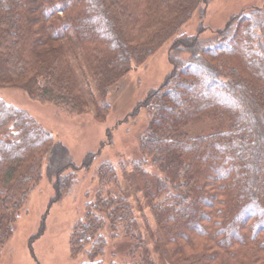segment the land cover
<instances>
[{"label": "trees", "instance_id": "obj_1", "mask_svg": "<svg viewBox=\"0 0 264 264\" xmlns=\"http://www.w3.org/2000/svg\"><path fill=\"white\" fill-rule=\"evenodd\" d=\"M208 2L0 0V87L77 114L86 100L64 38L76 45L102 94L169 41L171 69L138 104L146 127L133 162L143 173L151 166L153 190L144 195L161 243L173 264H264V10L233 15L210 37L200 35L202 28L181 32ZM203 118L212 131L185 129ZM93 159L85 156L86 170ZM44 161L55 190L50 202H57L73 180L68 148L0 98V249ZM97 176L95 197L72 228L70 255L104 264L109 233L130 241L128 259L113 254L110 264H157L128 199L120 187L108 188L120 185L114 168L105 163Z\"/></svg>", "mask_w": 264, "mask_h": 264}, {"label": "rangeland", "instance_id": "obj_2", "mask_svg": "<svg viewBox=\"0 0 264 264\" xmlns=\"http://www.w3.org/2000/svg\"><path fill=\"white\" fill-rule=\"evenodd\" d=\"M259 7L264 10V0H209L203 11H194L182 26L181 32L210 37L224 27L231 16ZM67 32V30H66ZM69 48L75 74L84 93L86 106L77 114H68L62 107L43 103L17 87H0V98L24 110L50 131L56 140L68 148L74 169L70 188L61 200L50 202L55 194L53 183L45 172L46 163L37 185L30 191L19 215L12 236L0 249V264H81L84 254L72 257L69 240L74 224L83 217L86 203L93 200L98 189V167L109 163L115 170L119 186L109 185L111 191L120 187L133 208L142 240L157 264H173L159 237L153 214L145 199V189L154 181L151 166L144 173L136 170L134 161L141 156L139 136L146 127L144 110L138 106L147 92L157 87L170 71L164 43L144 62L137 64L102 94L85 61L72 40L63 39ZM214 124L208 118L190 122L185 129L190 134H206ZM88 153L94 159L86 170L83 161ZM141 169V168H140ZM143 169V168H142ZM153 170V168H152ZM146 172V173H145ZM147 182V184H146ZM153 190V188L151 189ZM41 233L38 235L39 231ZM38 235V236H37ZM108 241L106 260H127L125 254L130 241L122 236ZM185 264V263H178Z\"/></svg>", "mask_w": 264, "mask_h": 264}]
</instances>
